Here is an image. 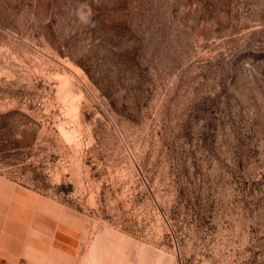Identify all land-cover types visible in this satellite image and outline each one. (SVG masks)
I'll return each mask as SVG.
<instances>
[{"label":"rangeland","instance_id":"1","mask_svg":"<svg viewBox=\"0 0 264 264\" xmlns=\"http://www.w3.org/2000/svg\"><path fill=\"white\" fill-rule=\"evenodd\" d=\"M0 184L56 264H264V0H0Z\"/></svg>","mask_w":264,"mask_h":264},{"label":"crops","instance_id":"2","mask_svg":"<svg viewBox=\"0 0 264 264\" xmlns=\"http://www.w3.org/2000/svg\"><path fill=\"white\" fill-rule=\"evenodd\" d=\"M31 198L11 194L8 186L0 184V264H56L48 245L29 236L32 227L26 220L32 213ZM20 203L28 206L25 209Z\"/></svg>","mask_w":264,"mask_h":264}]
</instances>
